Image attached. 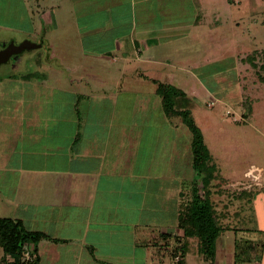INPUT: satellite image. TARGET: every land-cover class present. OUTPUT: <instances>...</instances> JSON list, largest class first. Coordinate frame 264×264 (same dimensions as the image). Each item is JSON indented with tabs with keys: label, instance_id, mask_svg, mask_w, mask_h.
I'll return each mask as SVG.
<instances>
[{
	"label": "rangeland",
	"instance_id": "374dc122",
	"mask_svg": "<svg viewBox=\"0 0 264 264\" xmlns=\"http://www.w3.org/2000/svg\"><path fill=\"white\" fill-rule=\"evenodd\" d=\"M139 2L0 0V52L20 47L0 60V217L19 213L13 199L24 170L57 163L72 170L66 159L79 162L95 127L121 128L132 137V179L109 185L148 192L143 201L126 195L122 214L113 211L117 227L107 233L129 234L131 246L104 264H162L175 243L178 210L198 195L223 231L219 254L226 248L233 264H257L264 241V0H149L151 20L133 33ZM158 85L183 93L174 103L201 132L202 164H193L192 133L166 114ZM72 130L75 142L67 140ZM139 208L158 215L141 220ZM202 256L191 241L184 264H210Z\"/></svg>",
	"mask_w": 264,
	"mask_h": 264
},
{
	"label": "crops",
	"instance_id": "0c3cea01",
	"mask_svg": "<svg viewBox=\"0 0 264 264\" xmlns=\"http://www.w3.org/2000/svg\"><path fill=\"white\" fill-rule=\"evenodd\" d=\"M139 1V8L143 9L139 13L142 17L138 16L131 20L132 24L130 25L133 33L136 31L142 33L141 25L151 20L148 12L151 13L152 9H148L145 4L149 0ZM157 6L159 8V5ZM156 10L158 11V9ZM160 10H162L161 12L164 11L162 8ZM113 19L110 24H113ZM105 22L108 21L96 26L95 30L97 27L106 28ZM133 23H137V25L135 26ZM135 48H137L136 45ZM69 118H71L69 120L72 123L74 116L70 115ZM94 132L95 137H91L93 136L91 134L86 142L85 140L82 142V146L85 145L84 147L89 148L84 149L83 147L84 154H79V162L77 159L72 160V157H64L68 158V160L66 159L68 163L66 166L69 167L70 165L74 169L60 168V164L57 163L51 169L24 170L17 181L15 196L13 195V207L16 210L19 208L17 210L19 213L14 212L16 217H0L18 220L26 230L38 231L48 237L47 240H42L32 247L36 264H100L103 259L109 260L114 259V257L122 259L124 257L123 253L129 251L130 241L124 240L130 238L129 234L114 233L112 235L113 232L110 234L107 231L116 229L118 220L116 217H112L113 211L117 210L122 214L127 206L126 195L130 198L142 200V198L147 197V187L142 188L134 185L127 191H120L119 193L116 190L117 187L109 185L114 182L115 178H120L119 181L122 183H124L125 178L132 179L130 177V166L134 153L131 144L132 137L128 131L121 128L101 129L95 127ZM68 134L69 138L67 140L71 142L78 140L76 138L77 134L73 130ZM74 161L80 163V166ZM62 163L64 164L63 160ZM117 200L118 203H115L117 206L114 207L112 201ZM142 205L143 202L140 201V207ZM138 213L139 219L142 220L148 214L158 215V210L139 208ZM178 214L177 212V219ZM109 216L111 217L109 218ZM97 222L105 223L104 226L107 225L106 229L103 231L95 229V226L99 225ZM147 223H143L145 228L148 227ZM176 227L177 235L175 234V236L177 237L181 235L178 221ZM263 229L258 231L259 233L261 231L264 236ZM167 237H169V233H166L164 239H167ZM219 238L215 243V257L212 264H233L234 259L228 256L226 248L224 253L219 254L221 251V246H218ZM183 241L186 243L185 240ZM191 241L194 240H187V253L190 250ZM175 243L169 255L161 256V254H158L163 257L162 264H179L178 258H173ZM139 249L140 254L145 252L144 255L141 254V260L143 258L145 260L149 253L147 245L143 244ZM133 250L137 252L136 249ZM184 263L183 259L182 264ZM239 263L241 262L238 261ZM101 264H104V261ZM111 264L119 263L114 262ZM257 264H264V241L263 244L261 242L259 248Z\"/></svg>",
	"mask_w": 264,
	"mask_h": 264
},
{
	"label": "trees",
	"instance_id": "16d2710c",
	"mask_svg": "<svg viewBox=\"0 0 264 264\" xmlns=\"http://www.w3.org/2000/svg\"><path fill=\"white\" fill-rule=\"evenodd\" d=\"M156 93L161 97V104L166 114L169 117H179L192 133V161L194 165L202 164L204 157L207 156V150L202 144L201 132L192 121L190 113L187 110L176 109L174 103L176 98L184 96L183 93L165 85H158ZM178 213L177 221L181 235L176 237L173 258L177 257L178 263L182 264L187 253V240H194L197 241L198 250L204 260L206 259L212 264L215 257V243L223 231L215 219L209 200L198 195L188 205L180 207ZM163 237L165 238L166 234ZM47 239L48 237L41 232L26 230L18 220L0 218V263L36 264V259L32 263L22 261L23 247L26 245L35 246L40 241Z\"/></svg>",
	"mask_w": 264,
	"mask_h": 264
},
{
	"label": "built area",
	"instance_id": "2783aa9c",
	"mask_svg": "<svg viewBox=\"0 0 264 264\" xmlns=\"http://www.w3.org/2000/svg\"><path fill=\"white\" fill-rule=\"evenodd\" d=\"M33 246L31 245H26L23 247V258L22 261L24 263H32L33 260L35 259V255L33 253Z\"/></svg>",
	"mask_w": 264,
	"mask_h": 264
},
{
	"label": "water",
	"instance_id": "95a60500",
	"mask_svg": "<svg viewBox=\"0 0 264 264\" xmlns=\"http://www.w3.org/2000/svg\"><path fill=\"white\" fill-rule=\"evenodd\" d=\"M20 47L11 46L0 52V60L3 59L9 52L19 50Z\"/></svg>",
	"mask_w": 264,
	"mask_h": 264
}]
</instances>
